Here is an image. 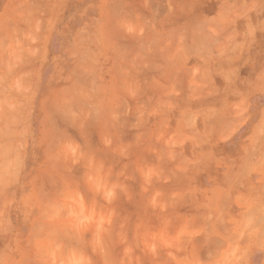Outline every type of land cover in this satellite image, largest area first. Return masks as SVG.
I'll return each mask as SVG.
<instances>
[{
  "label": "crops",
  "instance_id": "0c3cea01",
  "mask_svg": "<svg viewBox=\"0 0 264 264\" xmlns=\"http://www.w3.org/2000/svg\"><path fill=\"white\" fill-rule=\"evenodd\" d=\"M143 120L148 144L197 143L200 129L235 149L212 153L200 183L157 189L183 223L201 209L174 264H264L248 227L264 208V0H0V225L15 201L39 221L83 163L93 176L95 159H124L126 128L144 143ZM207 223L220 233L203 235Z\"/></svg>",
  "mask_w": 264,
  "mask_h": 264
},
{
  "label": "rangeland",
  "instance_id": "374dc122",
  "mask_svg": "<svg viewBox=\"0 0 264 264\" xmlns=\"http://www.w3.org/2000/svg\"><path fill=\"white\" fill-rule=\"evenodd\" d=\"M180 116L181 113H175L171 120L177 123ZM142 122L144 143H139L138 134L135 136L133 128L127 127L125 158L95 159L93 176L85 175L83 163L76 181H72L76 190L57 193L60 200L55 207L41 208L39 221L27 222L32 213L15 201L13 226L6 229L0 225V264H174L172 255L185 251L192 237L198 236L196 215L201 209H187L189 222L183 223L180 211L186 209L156 207L155 199L166 194L157 193V189L163 190L165 184L185 188L200 183L202 165H219L211 158L212 153H230L235 149H230L229 143L204 144L200 129L196 133L197 143L148 144L152 134L148 132V121ZM171 130L175 141H186L181 137L182 128ZM96 152V156L102 155L100 150ZM184 152L198 153L201 159L187 163L183 160ZM194 162L200 163L199 169L194 168ZM218 180L229 182L224 171ZM185 194L189 200L199 199L195 193ZM253 212L254 223L248 227L254 229L255 246L264 250V208H255ZM234 226L239 228L240 240L246 225ZM212 227L219 234L222 224L207 223L202 234L211 235Z\"/></svg>",
  "mask_w": 264,
  "mask_h": 264
}]
</instances>
